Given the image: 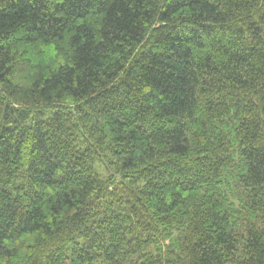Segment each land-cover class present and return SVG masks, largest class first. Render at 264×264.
Returning <instances> with one entry per match:
<instances>
[{
  "label": "trees",
  "instance_id": "16d2710c",
  "mask_svg": "<svg viewBox=\"0 0 264 264\" xmlns=\"http://www.w3.org/2000/svg\"><path fill=\"white\" fill-rule=\"evenodd\" d=\"M0 264H264V0H0Z\"/></svg>",
  "mask_w": 264,
  "mask_h": 264
}]
</instances>
